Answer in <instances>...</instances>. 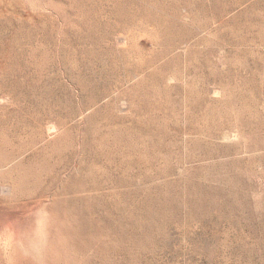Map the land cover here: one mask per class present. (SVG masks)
Masks as SVG:
<instances>
[{
  "label": "rangeland",
  "instance_id": "1",
  "mask_svg": "<svg viewBox=\"0 0 264 264\" xmlns=\"http://www.w3.org/2000/svg\"><path fill=\"white\" fill-rule=\"evenodd\" d=\"M0 264H264V0H0Z\"/></svg>",
  "mask_w": 264,
  "mask_h": 264
}]
</instances>
